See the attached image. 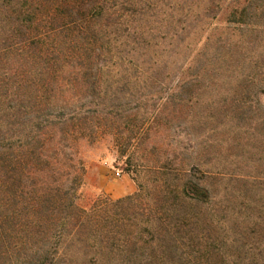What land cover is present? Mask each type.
Returning a JSON list of instances; mask_svg holds the SVG:
<instances>
[{
    "label": "rangeland",
    "instance_id": "1",
    "mask_svg": "<svg viewBox=\"0 0 264 264\" xmlns=\"http://www.w3.org/2000/svg\"><path fill=\"white\" fill-rule=\"evenodd\" d=\"M125 1L0 0V264H264V0Z\"/></svg>",
    "mask_w": 264,
    "mask_h": 264
},
{
    "label": "trees",
    "instance_id": "2",
    "mask_svg": "<svg viewBox=\"0 0 264 264\" xmlns=\"http://www.w3.org/2000/svg\"><path fill=\"white\" fill-rule=\"evenodd\" d=\"M140 2H142V0L125 1L126 4L129 3L132 6L133 4L137 5ZM102 9L103 8L101 7V5L97 4L94 7V16H99ZM237 10L238 9H234L232 11V15H231L232 18H236L237 13H238ZM246 10L247 9L243 10L240 16L244 17V13L246 12ZM29 24H32V23H29ZM97 24L98 23H92V24L90 23V26L97 25ZM229 24L231 25V24H237V23H229ZM238 24L248 26V23H238ZM147 26H148L147 23H122L120 27L114 26L115 31L113 32V35L111 33L112 36L103 35V37H105L103 39L104 47H99V49L103 50L105 47H108V46H109L108 48L110 49L111 47H113L114 50H116V52L114 53V58H116L120 62V65H124L128 63L130 65L138 66L140 64V59H139V56L136 55V52L146 47L142 45L143 43H145L144 35L146 34V32H152L153 30H155L153 27H150V26L147 27ZM123 46L130 47V51L128 53H125V50H122ZM143 62L145 63L147 61H143ZM104 66H108V62L106 60H104L101 63V67H104ZM203 193L207 194L206 191H204ZM194 195L195 194H193V196ZM192 198L194 200H198L196 196Z\"/></svg>",
    "mask_w": 264,
    "mask_h": 264
}]
</instances>
